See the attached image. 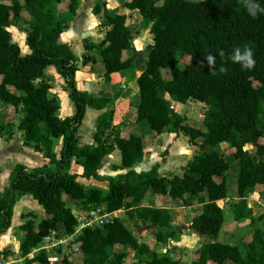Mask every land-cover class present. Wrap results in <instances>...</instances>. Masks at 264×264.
Segmentation results:
<instances>
[{
    "label": "trees",
    "instance_id": "obj_1",
    "mask_svg": "<svg viewBox=\"0 0 264 264\" xmlns=\"http://www.w3.org/2000/svg\"><path fill=\"white\" fill-rule=\"evenodd\" d=\"M257 2L264 7V0ZM62 3L75 13L80 0H24L23 4L0 0V100L23 114L19 128L24 131L25 143L43 149L50 163L55 164L54 168L39 172L16 165L10 176L12 194H0V233L11 225L16 190L32 195L45 212L41 221L30 219L21 225L22 264H50L44 250L33 257L29 255L59 224L67 234L74 233L78 219L68 206L67 197L76 200L85 211L98 207L106 212L127 209V219L156 227L157 242L174 238L179 228L171 227L167 207L140 205L150 190L154 195H168L184 206L193 205L195 199L202 204V213L193 219L192 226L212 240L198 249L191 264H264V229L255 226L248 207L249 192L264 184V14L249 15L244 0H121L124 8L139 11L140 28L150 26L153 35L145 68L135 77L140 96L135 119L146 120L158 134L182 132L192 140L203 139L201 150L183 175L166 177L159 173L157 165L142 172L132 168L144 159V139L117 132L112 139L104 138L105 131L112 127L111 119L97 120L96 145L80 144L78 127L87 107L106 109L113 99L77 89L75 73L79 66L75 54L69 44L59 41L67 27L64 20L56 19V5ZM93 13L102 14L103 24L108 26L99 54L109 80L111 74L134 65L137 54L127 58L123 54L135 49L138 32L126 24L125 13L106 9L105 0L96 2ZM19 22L29 25L26 40L31 52L25 55L12 41L9 30ZM235 47L251 50L254 63L250 67L229 59ZM93 48L86 43L88 51ZM207 55L214 57L211 67L205 60ZM90 60L86 54L82 63ZM48 65L56 66L66 80L75 106L71 117L60 118L57 114L59 104L50 96V85L43 79ZM163 68L171 70V79L164 80ZM166 94L182 104L189 100L205 103L208 109L201 119L204 129L189 125L184 115L173 110ZM11 124L8 122L7 126ZM54 138L63 139L59 158L53 151ZM223 142L233 149L239 166L235 220L250 218L253 227L250 239L241 240L238 245L215 239L224 223V211L217 201L228 195L230 161L217 151L204 150L203 145ZM246 143L256 147V155L244 149ZM116 148L122 156L120 168L129 170L102 176L99 170ZM72 158L83 167V177L106 180L109 189L88 188L78 182L77 175L67 171ZM202 192H207V201L199 198ZM73 245L70 255L66 254L58 264H124L127 248L135 251L131 264H180L169 254L153 253L151 259H146L144 255L152 249L138 241L126 218L114 217L104 225L84 228ZM73 257L80 258V263Z\"/></svg>",
    "mask_w": 264,
    "mask_h": 264
},
{
    "label": "crops",
    "instance_id": "obj_2",
    "mask_svg": "<svg viewBox=\"0 0 264 264\" xmlns=\"http://www.w3.org/2000/svg\"><path fill=\"white\" fill-rule=\"evenodd\" d=\"M18 1L22 4L24 3V0ZM105 1L106 9L109 11H118L126 14V24L128 26L134 27V25H129L130 17H132V24H140L142 17L138 10L124 8L121 5V0ZM95 4V0H80L79 7L75 13L69 11L56 18L57 20H64L67 23L66 29L59 37V41L69 44L75 54L79 66L75 73L77 89L80 92H87L93 95L102 93L113 99V104H110L111 106L108 105L106 109L98 110L92 107H87L82 123L78 127L80 144L96 145L94 133L96 131L97 120L99 118H103L104 120L111 119L112 127L105 131L104 138L108 136L109 139H112L117 130H121L130 133L129 135L133 134L141 136L144 139L145 156L142 161L136 163L132 167L135 171H149L157 165L159 173L163 176L172 177L173 175H183L188 163L193 159L196 152L201 150L200 148L203 139L198 138L192 140L182 132L175 133L165 131L158 134L152 129H148L147 132H141V123L134 124L131 122L129 125L126 124L128 118L134 116L135 108L140 102V96L138 97L136 89L133 87V79L141 74L142 68H145L148 51L144 56V59L139 60L138 56L141 51L138 47H135L137 44L135 38V49L127 50L123 54L125 58L131 57L134 53L137 54V58L134 62V73H129L128 68L111 74L110 79L107 80L105 76L106 68L102 61V57L99 54V47L105 38L108 26L103 24L102 14L96 15L93 13ZM59 12L60 8H55V13L59 14ZM27 27H29V25L23 22H19L17 25L9 27L12 41L19 45L23 55L31 52L26 40ZM148 28L150 30V26ZM86 43L94 45V48L88 51L86 49ZM86 54L90 55L91 60L83 64L82 58ZM164 74V70L162 69V76H164ZM171 77L172 74L169 79H171ZM43 79L50 85V96L55 98L59 104L57 112L58 116L60 118L73 116L75 114L74 103L72 102L69 91L66 88V80L59 73L56 66L48 65L44 69ZM20 93V91H16V94ZM166 97L170 101L174 111L180 113L178 110L180 108V103L172 100L168 94H166ZM190 102H192V100H189L186 104ZM8 106L10 105L5 104L0 100V127H2L0 131V194L10 196L12 194L10 176L16 165L23 164L28 171L39 172L54 168L55 164L50 163L49 158L46 156L43 149H36L32 144L25 143L24 131L19 128V123L23 114L20 111H15V115L11 114V109ZM201 106L204 110V116L208 106L203 102ZM184 116L189 125L204 129L202 125L197 126L198 124H190L188 122L190 121L189 115L185 114ZM199 121L201 122V120ZM8 122H12V124L7 126ZM62 145V138H54L53 151L57 154V158L60 157ZM206 145L209 144H205L203 147L205 148ZM217 145L222 149H213L212 151H217L222 156H224L223 153L225 152L226 154L231 153L229 157H224L231 162V165L234 162L238 165V161L233 158V149H224L229 147L228 143L223 142ZM204 150L207 151V149ZM250 152L252 151L250 150ZM121 164V152L116 148L110 155H108L103 166L99 170V173L102 176L124 174L129 169L120 168ZM67 171L71 174H76L78 182L85 187L98 188L104 191L109 189V182L106 180L83 177V167L76 162L75 158H72L70 167ZM236 187L237 178L236 185L232 188L233 192H230L228 188L227 197L217 201L218 205L224 211V223L222 229L216 236V241L232 245H238L241 240L248 241L251 237V232L253 231V227L250 225V218H245L240 221L235 220V206L239 201ZM14 195L16 201L13 206L11 225L6 231L0 233V264L23 263V258L21 257L19 250L20 244L24 240L21 225L26 220L30 219L39 222L45 216L44 209L32 197V195L23 194L19 190H16ZM199 198L207 201V192H202L199 195ZM248 201V207L251 209V214L256 220L255 226L264 229V217L261 220H258L261 215L257 216L253 210L254 203L261 204L264 207V184H258L249 192ZM67 204L72 208L73 213H78L76 217L87 212L81 209L79 203L71 197L67 198ZM140 205L167 207L171 214V227L175 229L179 228L174 238L169 239L167 242H157V229L152 224L140 220L127 219V209H120L113 212L111 215L112 218H126L128 227L138 238V241L150 246L152 252L144 255L146 259H151L153 253H158L159 255L169 254L170 256L179 259L180 264H191L197 257L198 249L203 244L212 240L210 236L205 235L194 228L188 227L192 225L193 219L202 213V204L197 199L194 200L193 205L184 206L168 195H154L150 190L145 195ZM1 221L2 220L0 219V222ZM59 225L55 231L50 233L48 236L49 240H43V242L33 250L29 257H33L34 254L46 249L44 251L47 255L51 253L57 254L59 255V260L63 259V252L66 249V246L73 245L78 236H76V238H71V235L66 233L63 225ZM184 226H187L188 228H184ZM11 251L14 252L13 255L11 254ZM126 251L128 252V255L124 260V264H131L134 261L135 251L131 248H127ZM75 260L80 263V258H76Z\"/></svg>",
    "mask_w": 264,
    "mask_h": 264
},
{
    "label": "rangeland",
    "instance_id": "obj_3",
    "mask_svg": "<svg viewBox=\"0 0 264 264\" xmlns=\"http://www.w3.org/2000/svg\"><path fill=\"white\" fill-rule=\"evenodd\" d=\"M9 1H12V0H9ZM95 1L97 2L98 0H95ZM58 5L59 6H56V8L57 9L60 8V12H59V14H56V18L58 16H61L64 13H68L69 12V10L67 9L66 6H64V4H58ZM131 18L132 17H130L129 25H134L133 28L138 32V34L136 35L137 44L135 46V47H138V49H140V51H141V53L138 56V58H139V60L140 59H144V56L146 55V53H147V51H148V49H149V47H150V45H151V43L153 41L152 40L153 39V35L151 34V32H150V30H149L148 27L140 28V24L139 23L132 24L131 23ZM134 67H135V64L128 69L129 73H131V74L134 73V71H135L134 70L135 69ZM163 70H164V73H165L164 76H163L164 80L169 79L170 76H171V74H172L171 73V70L168 69V68H163ZM133 80H134L133 81V87H134V89H136L137 95L139 97V93H138V90H137V85H136L135 78ZM188 104H186V103L185 104H181L180 103V108L178 110L180 111V113L182 115L187 114V115L190 116V121H188L190 124H192V125H197L198 124L197 126H199V125L201 126L202 123L199 120H201L203 118V113H204L203 107L201 106L202 102L199 101V100H192V102H190ZM8 107L11 109L10 113L13 114V115H15L16 112H15L14 107L13 106H8ZM126 122H127L126 124H128V125L131 124V122H133L134 124L135 123H139V124L141 123L142 124L141 129H140L141 132H147L148 129H151L149 127L148 122L146 120L137 121L135 119V114H134L133 117L130 116ZM117 133L120 134V135H122V136H127V135L130 134V133L126 132V131H121V130H117ZM262 141L264 142V138L262 139ZM204 149H207V151L211 152L213 149H222V148H220L219 145H206V147ZM224 149H232V148L231 147H228V148H224ZM244 149H248L247 151L251 155H256V147L253 146L251 143H246L244 145ZM249 149L252 152H250ZM230 154L231 153L226 154V152L223 153V155L226 156V157L227 156L229 157ZM238 173H239V166L237 164H235V162L231 165V162H230V169L227 172V187L229 188V191L230 192H233L232 191V188L236 185V178L238 176ZM253 210L255 211V213H256L257 216L264 214V207L261 204L254 203ZM74 247H75L74 245H68V246H66V249L63 252L64 253L63 256H65L66 254L70 255V252L73 251ZM11 254L13 255L14 252L11 251ZM48 256L50 258L49 259L50 260V264H58V261H59V258L58 257H59V255L51 253ZM3 258H4V256H3Z\"/></svg>",
    "mask_w": 264,
    "mask_h": 264
},
{
    "label": "clouds",
    "instance_id": "obj_4",
    "mask_svg": "<svg viewBox=\"0 0 264 264\" xmlns=\"http://www.w3.org/2000/svg\"><path fill=\"white\" fill-rule=\"evenodd\" d=\"M244 4L247 12L252 17H255L257 13L264 14V7H261L257 0H244ZM223 55V53H221ZM229 59L233 62H240L242 66L250 67L254 62L252 60V52L249 48L244 47L243 51L239 47H235L229 56ZM207 65L211 67L214 64V57L212 55H207L205 57ZM221 71L223 69L221 68Z\"/></svg>",
    "mask_w": 264,
    "mask_h": 264
},
{
    "label": "built area",
    "instance_id": "obj_5",
    "mask_svg": "<svg viewBox=\"0 0 264 264\" xmlns=\"http://www.w3.org/2000/svg\"><path fill=\"white\" fill-rule=\"evenodd\" d=\"M112 213L113 212L104 211L102 207H98L96 209L81 214L77 217L78 224L75 227L74 233L70 234L71 238H76V236H79L82 233V230L86 227H96L104 225V223L112 219ZM48 236L45 237L44 240L48 241Z\"/></svg>",
    "mask_w": 264,
    "mask_h": 264
},
{
    "label": "water",
    "instance_id": "obj_6",
    "mask_svg": "<svg viewBox=\"0 0 264 264\" xmlns=\"http://www.w3.org/2000/svg\"><path fill=\"white\" fill-rule=\"evenodd\" d=\"M133 45H134V43H133ZM144 70V68H142V70L141 71H143ZM109 106H111L110 104H109ZM145 146V143H144V140H143V147ZM74 215L75 216H77L78 215V213H74ZM189 228H194V229H196V230H198L197 228H195V227H193L192 225H190V226H188ZM187 226H184V228H188ZM199 231V230H198Z\"/></svg>",
    "mask_w": 264,
    "mask_h": 264
}]
</instances>
